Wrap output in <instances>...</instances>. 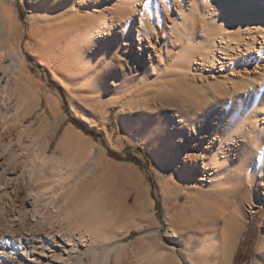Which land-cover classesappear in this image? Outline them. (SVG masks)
<instances>
[{
	"label": "bare ground",
	"instance_id": "1",
	"mask_svg": "<svg viewBox=\"0 0 264 264\" xmlns=\"http://www.w3.org/2000/svg\"><path fill=\"white\" fill-rule=\"evenodd\" d=\"M77 1L64 0V5L49 16L47 26L37 30L40 44L27 43L26 47L31 46L43 57L42 62L48 63L55 45L65 47L66 51L73 49L79 57V53L95 47L94 40H104L108 45L103 47L105 52L111 45L119 51L129 50L136 44L135 49L142 55L146 52L151 60H157L159 70L153 64L150 71H144L138 80L139 86L148 84V76L158 71L156 79L163 80L166 99L177 102V96L188 95L190 110L184 111L185 116L194 109L201 110L206 117L211 112L220 116L211 133L206 119L199 128L193 125L196 143L204 144V152H180L168 166L167 174L173 175L176 170L173 166L182 158L184 165L180 168L197 174L199 170V176L212 183L210 204L216 206L221 201L224 212L233 213L228 209L237 187L227 186L223 180L239 183L246 178L247 185H251L258 176L260 185L264 186V1L114 0L110 4L88 3L86 7ZM176 3L179 10L173 15L171 8ZM54 27L56 34L53 33L52 39ZM159 37L164 41H159ZM0 54L3 57L0 67L8 76L4 84L0 74V136L3 130L9 134L16 131V137L13 136L22 146L18 149L13 147L14 142H3L0 149V184L1 189L4 187L0 190V264H67L74 256L75 264H112L114 254L116 263L124 264L121 259L125 250L139 256L132 247L122 244L121 239L109 243V237L94 234L92 228L103 224V212L94 211L102 206L103 186H107V177L105 180L103 177L114 163L107 162L101 150L89 151L84 145H80L76 156L69 154L76 135L70 128L64 133L61 156L49 154L45 147L50 133L47 137L37 129L29 136L33 123L27 126L25 119L40 103V87L27 72L22 40ZM7 57L11 62L5 64ZM128 65V69H134ZM134 89L118 91L116 98L92 96L89 117L95 120L101 112L109 117L110 109L106 112L101 109L107 102L119 106L123 113H132L135 111L133 91L137 90ZM136 103L138 111L145 110L143 100L138 99ZM58 125L59 120H54L51 134H55ZM121 127L126 133L130 129L122 123ZM237 136L246 141L236 140ZM25 137L31 141L26 142ZM206 153L209 154L207 161L200 164L197 158ZM100 170L104 172L102 175L98 174ZM175 179L172 177L166 182L178 188L180 184ZM85 180L86 188L80 189ZM25 182L34 188L28 198L17 204V194ZM179 206L183 210L188 206L195 208L192 203ZM95 213L102 215L101 218ZM169 223L172 233L176 234L173 222ZM84 241L95 244L84 247ZM167 253L155 243L135 264H175V257ZM186 262L192 264L193 259L186 255Z\"/></svg>",
	"mask_w": 264,
	"mask_h": 264
},
{
	"label": "rangeland",
	"instance_id": "2",
	"mask_svg": "<svg viewBox=\"0 0 264 264\" xmlns=\"http://www.w3.org/2000/svg\"><path fill=\"white\" fill-rule=\"evenodd\" d=\"M78 1L86 7L88 3L110 4L114 0ZM63 5L64 0H0V51L22 40L27 72L40 87V103L34 113L25 119L27 126L33 123L28 132L29 136L40 129V133H46L48 137V133H52L50 129L54 120L58 119L59 125L55 134H49L50 141L45 138L49 141L48 146H45L49 154L63 155L64 133L70 128L76 135L75 144L69 154L76 156L80 145H84L89 151L101 150L106 161L114 163L112 169L103 177L104 180L107 177L106 182L104 181L107 186H103L105 192L102 191L103 188L101 190L105 196H101L102 206L94 211L103 212L100 217L95 213V216L103 217V224L92 226L94 234L109 237V243L121 239L122 244L130 249L132 247L137 255L139 253L136 256L132 250H125L121 259L124 264L138 262L155 243H159L167 254L175 257V264H187L186 255L193 259L192 264H252L256 261L264 264V186L260 185V177L257 176V183L253 182L251 185H247L246 178L239 183L222 181L227 186L237 187L228 209L233 213H229L224 212L221 201L216 206L210 204L212 183L206 177L199 176V170L197 174V171L180 168L184 165L182 158L173 166L176 169L173 175H168L171 163L180 152H204V144L196 143L193 125L199 128L201 121L206 119L209 123L207 129L211 133L217 127L220 116L211 112L212 116L206 117L201 110L195 109L185 116L184 111L190 110L188 95L177 96V102L173 100L175 103L166 99L163 80L156 79L158 71L148 76V84L139 86L138 80L144 71H150L154 65L159 70L161 66H158L157 60H151L148 53L144 52L142 55L140 50H136V44L129 50L126 48L119 50L120 52L109 45L110 50L105 52L103 47H107V43L104 40H94L95 47L81 53L83 57L80 53L78 57L73 49L66 51L65 47L55 45L49 62H42L43 57L32 50L31 46L26 47V44H40L37 43V30L47 26L50 22L49 16ZM178 10L177 3L173 4L171 13L174 15ZM32 31L34 33L31 36ZM54 31L55 27L51 29L52 39L55 38ZM160 40L164 41V38L159 37ZM1 55L0 66L3 58ZM10 62L9 57L4 59L5 64ZM77 62L82 65L79 67ZM128 64L134 69H128ZM0 74L6 84L8 76L1 67ZM133 87L137 89L133 91L135 111L123 113L119 106H112V102H107L101 109L103 112L110 109L109 117L102 112L95 116V120L89 117L90 98H116V92H125V89L128 91ZM135 97L143 100L145 110H137L138 99ZM64 115L66 117L62 119ZM183 121L187 125L184 126ZM121 123L125 128H130L127 133L122 129ZM15 133L16 131L9 134L3 130L0 136L1 150L3 142H14L13 147L21 149ZM28 139L25 137L26 142L31 141ZM237 139L246 141L241 136H237ZM207 156L208 153L199 156V163L207 161ZM102 173V170L98 171L99 175ZM169 176L176 178L180 184L178 188L168 185V179H171ZM188 176L191 179H187ZM32 185L28 182L21 185L17 204L31 195L34 188ZM86 185L85 180L79 188L84 189ZM1 186L0 184V190H3L4 187L1 189ZM168 187L176 194H170ZM173 188L177 189L176 192ZM187 203H192L195 208L188 206L183 210L179 206ZM170 217H173V221H170ZM168 221L173 222L176 234L172 233L168 226L171 223ZM76 230L75 232L78 231ZM84 242V247L95 244ZM115 260L114 254L111 258L112 264L116 263ZM75 262L76 256L67 264Z\"/></svg>",
	"mask_w": 264,
	"mask_h": 264
},
{
	"label": "crops",
	"instance_id": "3",
	"mask_svg": "<svg viewBox=\"0 0 264 264\" xmlns=\"http://www.w3.org/2000/svg\"><path fill=\"white\" fill-rule=\"evenodd\" d=\"M258 263V262H257ZM259 264V263H258Z\"/></svg>",
	"mask_w": 264,
	"mask_h": 264
}]
</instances>
